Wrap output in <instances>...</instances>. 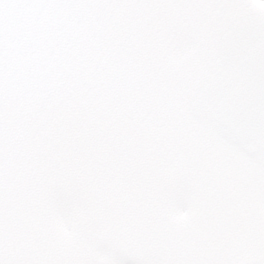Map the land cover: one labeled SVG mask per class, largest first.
Listing matches in <instances>:
<instances>
[{
	"label": "snow or ice",
	"instance_id": "obj_1",
	"mask_svg": "<svg viewBox=\"0 0 264 264\" xmlns=\"http://www.w3.org/2000/svg\"><path fill=\"white\" fill-rule=\"evenodd\" d=\"M0 264H264V0H0Z\"/></svg>",
	"mask_w": 264,
	"mask_h": 264
}]
</instances>
